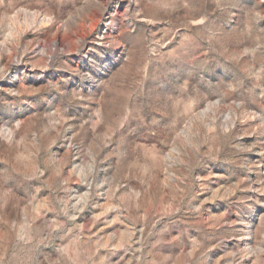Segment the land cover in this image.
I'll return each instance as SVG.
<instances>
[{
	"label": "rangeland",
	"instance_id": "374dc122",
	"mask_svg": "<svg viewBox=\"0 0 264 264\" xmlns=\"http://www.w3.org/2000/svg\"><path fill=\"white\" fill-rule=\"evenodd\" d=\"M0 264H264V0H0Z\"/></svg>",
	"mask_w": 264,
	"mask_h": 264
}]
</instances>
